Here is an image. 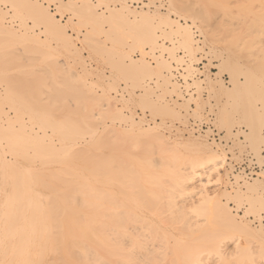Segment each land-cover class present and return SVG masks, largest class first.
I'll return each instance as SVG.
<instances>
[{
  "label": "rangeland",
  "instance_id": "rangeland-1",
  "mask_svg": "<svg viewBox=\"0 0 264 264\" xmlns=\"http://www.w3.org/2000/svg\"><path fill=\"white\" fill-rule=\"evenodd\" d=\"M30 1L59 21L54 27L25 7L0 3V228L5 216L16 220L7 229L12 233L33 223L37 198L45 209L62 201L55 221L69 219L61 211L69 201L70 169L96 187L98 159L112 152L118 173L145 169L137 172L139 183L148 178L145 187L151 180L154 194L161 190L150 207L157 216L145 201L137 221L144 231L157 227L159 237L150 231L142 243L139 236L135 246L139 241L148 249L135 255L138 245L132 246V257L125 252L119 264L126 256H137L131 264H193L196 258L203 263L194 264H251L254 256L264 264L261 2ZM111 9L120 15L104 21ZM203 156L222 161L219 172L198 169L186 189L175 183L178 171L182 178L196 167L193 158ZM105 180L101 186L113 190L114 180ZM75 191L81 212L85 197L81 186ZM222 207L237 226L219 214ZM47 252L39 264H51L53 249ZM99 254L88 263L118 264L113 252Z\"/></svg>",
  "mask_w": 264,
  "mask_h": 264
},
{
  "label": "bare ground",
  "instance_id": "bare-ground-1",
  "mask_svg": "<svg viewBox=\"0 0 264 264\" xmlns=\"http://www.w3.org/2000/svg\"><path fill=\"white\" fill-rule=\"evenodd\" d=\"M247 1H248L247 4H250V2H249L250 0H247ZM258 1L261 2V6L263 8L264 0H258ZM0 3L9 4L11 6V9H14L12 7H16V8L25 7V8H27L28 11L31 12V14L32 13L35 14V16H36L35 19L37 18V19L42 20V18H43V20H46V22H50L51 24H53L54 27L57 26V23L55 21H59V20H55L54 17L50 15L48 8L43 7L41 4H38L37 2L33 3L30 0H0ZM75 4L76 3H73V4L71 3L70 7H73L75 9L76 8ZM243 4H245V3L241 2V5H243ZM247 6H249V5H247ZM21 11H23V10H21ZM107 12H108V15H107V17L104 16V19H103L104 21L109 20V18H108L109 14L111 16L115 15L117 10L111 9V10H108ZM117 15L119 16L120 13H117L115 15V17ZM141 17H142L141 20H146V18L144 16H141ZM259 17H260V20L262 19V21H263L264 13L259 14ZM116 18H118V17H116ZM109 21H111V20H109ZM136 21H138V20H136ZM263 23H264V21H263ZM260 24H262V23H260ZM260 26H262V25H260ZM248 27H249V25H248ZM246 29L248 30L249 28L246 27ZM261 29H262L261 30L262 37H260V38H262L261 40L263 41V45H262V48H263V46H264V31H263L264 30V24L261 27ZM249 32H250V30L247 31V34H249ZM249 35L251 36V33ZM249 35H247V36L250 37ZM64 40L66 41V39H64ZM260 50L263 52L264 48L263 49L260 48ZM261 55H262V53H261ZM263 55H264V53H263ZM262 58L264 59V56ZM114 130L116 132V129H112V131L110 133L113 134ZM115 132L113 135H115ZM157 137H158V135H157ZM159 140H163V137L161 139L159 138ZM163 141L164 142L160 141L162 146L165 147L166 149H168V151H169L170 147L167 148V145H166L167 142L165 144V140H163ZM107 144H109V143H107ZM169 146H171V145L169 144ZM100 147H101V144H100ZM112 147H111V149H112ZM102 148H100V149H102ZM170 149H172V148H170ZM177 149H175V151ZM171 151L172 150H170V152ZM178 151L179 150H177V152ZM173 153L171 152L170 154L173 155ZM98 154H100V153H98ZM111 154H112V156H115V155H113L112 152H111ZM110 155H109L110 158L104 157L103 159L99 155L101 157V159H98L97 164H98V178L100 179V182L98 180L99 183H97V185H95L96 187H94L89 182L84 183V181H80V174L81 173L73 170V168L70 169L69 174L71 175L72 179L69 182V186H68V190L70 191L68 194L69 201L63 203V206H62L63 211H61V214H63V215H65V213L68 214L69 219H67L66 221H63L62 223L56 222L55 221L56 217H54L55 215L58 214V212H59L58 207L60 206L62 201L56 200L55 202H50L49 203L50 207H46V209H45L44 207H41V205L39 206V199L38 198H37L36 202L34 203L35 206L30 210V214L34 215L33 216L34 222L28 223L26 225H23V224L17 225L16 226L17 231H15V233L9 232V231H7V229L9 228L11 230V228H12L11 225H14L16 223V220L13 217H6L5 216L2 219L3 224H1V225H3V226L0 228L1 232L3 230V233L0 232V264H39L41 259L44 260L46 258V260H48L47 259L48 255L46 254L48 248L50 250L53 249V252H52L53 257H52L51 264H85L86 262H87L86 264H89L90 262L88 263V261H92L93 263L94 262L96 263V260H97L96 258H99L98 256H100V254L98 255L99 250H102L108 254L113 252L115 254V256L118 258V264H119L120 263L119 259H121V258L124 259L123 254L125 252L129 251L127 253V255L132 257L130 255L133 251L132 246L135 249V247L138 245L139 241L136 242L137 244L135 246V240H139V239H137V238H139V236H141V237L144 236V240L142 241V243H145V239H146L145 236L147 237V233H149L150 231H152L151 235H153L154 237H157L158 234L153 233L154 230L159 231L156 229L157 227L154 226L155 228L153 229V226H151V224H150L151 229L149 228V229L145 230L146 231V235H145V231L143 230V227L140 226L137 221H139V219H142V218H140L141 217L140 214H142L143 210L146 207L145 201H148V204H147L149 206L147 208V210L149 209L148 212H150L151 214L155 213L154 215L157 216V214H158L157 209H154V207L153 208H150V207H151V205H153V197L155 199L158 196L157 193H159L161 190H159V192H158L154 188L155 191L157 192L154 194V190L149 188L152 185H148L149 182H151V180L148 181V184H147V186H149V187H145L146 186L145 184H146V181L148 178H146L145 184L142 183V185H141V183H139V181L140 182H144V181L139 176H136L137 172H142L143 170L145 171V169H143V170L140 169L141 171L139 170L136 172H134V170H131L130 168L125 169V170L120 169V173H118L117 170L119 171V169L116 170V167L114 168V163H115L116 159L115 160L113 159V161H114L113 162L111 159L112 156H110ZM167 155H169V154H167ZM181 155H180V157H181ZM105 156H107V155H105ZM168 157H171V156L169 155ZM114 158H117V157H114ZM174 158L175 157H173L171 159L174 160ZM193 159L195 161L197 160V162L192 160V161H194L193 164L196 167H194L192 169L190 167H188V169H191V170L186 171L184 169H186L187 166L190 165V163H188L189 165H187V163L183 162V164L185 163L184 165H186V168H183L182 170H183V172H185V171L186 172L183 174L182 178H180V176H177L180 172V171L177 172L178 169L175 170L178 173V174L176 173L177 175L173 173V175H176L175 178L178 177L179 180L180 179H182V180H180V181L176 180L175 181V178H173L174 180H170V182L175 181V183L178 182V184H179V182H181L180 184H182L184 189H186L185 186H188L191 183L193 184L195 177H198V175H199L198 169L205 170L207 174H212L215 171L219 172V167H221L220 165L223 163L222 161L217 159V157L216 158L215 157L205 158L203 156V157H200L199 159H195V158H193ZM107 160H109V161H107ZM176 160H177V158L175 159V161ZM179 160H180V158L177 161H179ZM181 161H183V160H180L178 162V164L182 163ZM6 162H7V160H5L4 163H6ZM175 164H177V163H175ZM181 165L178 166V168L181 167ZM142 167H143V165H142ZM171 171H172V169H171ZM145 173L146 172H144V174ZM52 177L54 178L53 175H52ZM137 177L140 178L139 181H138ZM155 178L153 180H155ZM169 178L171 179V176ZM105 179H107V180L110 179V180H108L109 183L112 180H114L113 182H115V184L113 186V190H107L104 187H102L106 184L105 181H107V180H105ZM101 180H105L104 185H102L103 181L101 182ZM144 180H145V178H144ZM156 181H157V178H156ZM151 184H153V183H151ZM178 184H176V185H178ZM80 186L82 188L81 195H82V197H85V199H86V200L84 199L81 202V205L83 206V209L81 210V212L79 211V209H77V205L75 204V200H73V198L75 199L76 195L80 194V191H79V193H78V191H75L77 189L80 190ZM106 187H109V186L107 185ZM153 187H155V186H153ZM153 187H151V188H153ZM167 187H165V188H167ZM175 188H177V186H175ZM187 188H189V187H187ZM167 189H168L167 191H169V188H167ZM177 190H178V188H177ZM184 191H187V190H184ZM199 193H201V192L199 191ZM57 195H58V193H57ZM159 195H160V193H159ZM148 196H150V198L152 199V204H150L151 202H149L150 198H148V200L146 199ZM168 197H170V196H168ZM206 198L207 197L205 196L204 199H206ZM154 202H156V201H154ZM144 203H145V205H144ZM151 211H153V212H151ZM11 212L12 211H10V209H6V211H5V213H7V214L11 213ZM78 213H80V214H78ZM38 214L40 215L41 218H39V219L34 218V217H37ZM219 214L222 215V217H224V218H228V222H230V223H228V225L230 224V226H237L235 218L224 207H222ZM42 215H44V216L42 217ZM77 215H81V216H77ZM160 219L158 218V220H160L162 223L163 219L162 218H160ZM78 221H81V222H78ZM144 223L146 225V221H144ZM66 227H67V229H66ZM238 227H239V224H238ZM35 229H40L42 232L34 234ZM161 235L163 238L164 237L163 234H161ZM165 236H166V232H165ZM158 237H159V235H158ZM161 242L164 243L165 240L163 241V239H162ZM163 243H162V245H163ZM140 246H141V248L139 247V245L136 247L137 251L134 250L133 254L136 255V252H139V251L142 252V251H145L146 249H148V247L146 246V249L143 250V246L141 245V243H140ZM144 248H145V245H144ZM154 248H155V245H154ZM162 248H164V247H162ZM165 248H166V246H165ZM243 248L244 247H241V250H243ZM129 249L131 250V252ZM237 249H240V248H237ZM237 252H238V250H237ZM76 255L78 258L76 257ZM142 255H143V252H142ZM129 256L125 257L126 262H124V264L127 263L128 258H129L128 261L130 262V264L134 263L132 261H135L134 259L137 257V256H134L135 258L133 257V259H132ZM165 257H167V256H165ZM102 259H103V257H100L99 262H101ZM255 259H256V257L254 256L253 259L251 260V262H253V263H251V264H256V263H254V262H256ZM42 261H41V264H42ZM196 261H197V258H196V260L193 259V264L196 263ZM198 261L197 262L200 263V261H202V260L200 259ZM202 263H203V261H202ZM163 264H164V262H163Z\"/></svg>",
  "mask_w": 264,
  "mask_h": 264
}]
</instances>
